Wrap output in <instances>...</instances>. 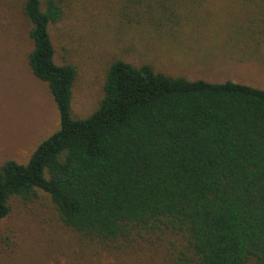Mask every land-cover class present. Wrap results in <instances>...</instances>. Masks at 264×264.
<instances>
[{
    "label": "trees",
    "instance_id": "16d2710c",
    "mask_svg": "<svg viewBox=\"0 0 264 264\" xmlns=\"http://www.w3.org/2000/svg\"><path fill=\"white\" fill-rule=\"evenodd\" d=\"M155 1L173 22L179 4L173 10L171 0ZM22 15L31 25L28 66L48 87L59 129L26 164H0V222L12 197L40 190L84 236L111 240L128 225L157 222L186 234L196 264H264V90L116 61L98 109L75 120L76 72L54 63L48 33L62 16L60 2L25 0ZM256 26L257 34L248 35L246 24L232 38L245 49L262 44L264 22ZM260 57L253 61L264 64Z\"/></svg>",
    "mask_w": 264,
    "mask_h": 264
},
{
    "label": "rangeland",
    "instance_id": "374dc122",
    "mask_svg": "<svg viewBox=\"0 0 264 264\" xmlns=\"http://www.w3.org/2000/svg\"><path fill=\"white\" fill-rule=\"evenodd\" d=\"M24 1L0 0V164L8 160L26 164L34 150L59 129L48 87L28 66L31 25L22 15ZM41 1L44 7L45 0ZM58 1L62 16L48 27V33L54 63L70 65L76 72L70 105L75 120L98 109L108 68L116 61L136 68L147 65L156 73L187 81H230L264 90V64L204 59L209 55L198 46L187 48L181 43L197 38L189 34L196 21L201 27L207 25V34L221 32L227 48H235V41L220 28L233 23L236 16L250 17V7H264V0H233L230 9L214 11L201 21L197 15L178 11L170 23L159 13L155 0ZM193 2L198 1L171 0V5L173 10L178 4L179 9H186ZM233 3L238 10L232 9ZM162 4L171 11L170 5ZM189 22V27L184 25ZM247 22L256 19L247 18ZM181 26L184 29L178 30ZM211 40L212 35L202 46L211 47ZM8 206L9 213L0 222V264L197 263L186 234L161 223L128 225L122 235L103 240L67 227L50 197L40 190L28 199L12 197ZM247 264L255 262L251 259Z\"/></svg>",
    "mask_w": 264,
    "mask_h": 264
},
{
    "label": "crops",
    "instance_id": "0c3cea01",
    "mask_svg": "<svg viewBox=\"0 0 264 264\" xmlns=\"http://www.w3.org/2000/svg\"><path fill=\"white\" fill-rule=\"evenodd\" d=\"M198 2H193L195 3L194 5H189V7L185 8H181L180 11L185 12H191L192 14L197 15V19L201 21L200 18L202 19H208V17L210 16V14H213L214 11L215 12H221V11H225V9H230L229 7V3L232 2L233 0H197ZM234 10H238L239 6L237 4H234ZM179 6V5H178ZM250 11H251V16L247 17V18H254L255 16L262 14L261 12L264 11V7L263 6H253L250 7ZM195 12V13H193ZM247 18H242L240 16H236V19L233 21V23L231 24H227L225 23L223 27H221V30L226 31V33L228 34V36H231V42L235 41V39H233L232 37L240 34V27L243 26V28L246 26V24H248L247 29L249 30V34H257L256 32L257 30V24L258 22L263 21L262 20H257L255 24H252L249 26V23L247 22ZM185 26H190V22L189 24L186 23L184 24ZM226 25H230V28H227ZM255 26V28H254ZM193 28L190 29V33L189 34H194L197 36L196 39H186V40H182L181 43L187 47V48H191L194 47L195 45L198 46V48L202 49L203 53H207L209 56H205L202 57L204 59H208V60H212V61H232L234 64H242L245 61L251 62V63H255L253 60L254 59H258L259 56L262 57V55L264 54V49H263V43H259L257 46L254 45V41L251 43V47L248 48H242L238 45V42L235 41V48L231 49V48H227L228 44H224L222 42V39L220 37L219 31L218 32H214V33H209L207 34L206 28L207 25L201 27V24H198L196 21H194L193 23ZM242 28V29H243ZM184 29L183 26H181L178 30ZM189 29V28H188ZM241 29V30H242ZM253 29V30H251ZM210 35H212V40L209 42L211 43V47H203L202 45L206 44L209 39H210ZM216 41L213 40V38L216 36ZM229 42V43H231ZM260 47V48H259ZM261 53V55L259 56H254L253 53L254 52H258ZM260 57V58H261ZM242 60V61H240ZM213 83V82H212ZM216 83V82H214Z\"/></svg>",
    "mask_w": 264,
    "mask_h": 264
}]
</instances>
